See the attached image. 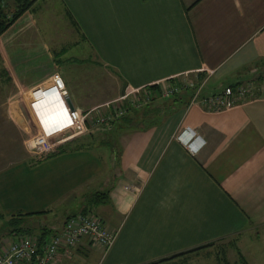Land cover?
Wrapping results in <instances>:
<instances>
[{"label": "crops", "instance_id": "crops-1", "mask_svg": "<svg viewBox=\"0 0 264 264\" xmlns=\"http://www.w3.org/2000/svg\"><path fill=\"white\" fill-rule=\"evenodd\" d=\"M56 1L66 28L78 37L74 49L89 46L98 73L112 72L118 82L109 96L89 101L64 75L80 110L121 98L125 85L126 93L157 105V93L191 79L188 89L193 84L205 97L231 84H253L258 76L263 81L255 99L220 112L185 96L175 105V96H166L170 111L152 116L157 122L147 130L119 134L117 151L95 141L101 133L70 141L46 159L27 143L17 150L0 144V243L38 239L46 229L61 232L89 196L110 188L108 203L96 212L117 233L114 245L106 251L83 241L57 264H152L227 239L248 264H264V0ZM13 109L4 110L0 123L12 129L15 114L27 137L24 110ZM94 147L109 149V166ZM35 161L49 163L36 168ZM74 198L81 207L67 213ZM59 203L66 214L47 224L43 219ZM15 216L23 231H13ZM192 254L166 264L185 263Z\"/></svg>", "mask_w": 264, "mask_h": 264}, {"label": "rangeland", "instance_id": "rangeland-1", "mask_svg": "<svg viewBox=\"0 0 264 264\" xmlns=\"http://www.w3.org/2000/svg\"><path fill=\"white\" fill-rule=\"evenodd\" d=\"M0 1L4 2L1 7L6 10L8 17H12V14L16 9L14 0ZM76 38L78 37L76 35H71V32L66 28L64 18L60 15V8L58 7L56 0H41L38 2L34 9L25 13L0 38V119L4 116V110L9 106L14 107V112L17 109L20 112L24 110V106H26L25 94L34 87H28L26 85H31L38 81H48L54 73L61 74L64 81V75L65 77H69L71 86L77 91H80V93L89 101H96L97 99L105 98V96H109L114 92L116 90L115 88H118V82L114 73L106 71L104 77L103 74L101 75L98 73L100 70L91 64V49L89 46L83 45L74 49ZM63 50H67L68 53L63 56L62 59H58V54ZM36 55L37 57L39 55L38 59L35 57ZM42 57H44V59H42ZM8 70L14 71V78L9 75L7 72ZM259 78L260 76L256 77L254 83L251 84V86H254L257 89L254 98L258 95L260 85ZM191 81L192 79L187 82H182L181 86L178 87L188 100H192L194 97L193 90L190 88L188 89L187 87L188 83ZM248 85L250 84H242V86L249 87ZM167 91H170L169 88ZM163 95L164 93L161 90L154 97L155 102H158L157 105L154 102L152 103V100L147 96L141 97L143 98L142 106L135 109L141 110L151 104V108L159 109L161 111L159 116H163L166 114L165 112H167V110L170 111L171 107V104L167 103V97ZM114 101L110 100L108 103ZM100 106L102 105L97 107ZM97 107L86 110H91ZM155 109H151L150 111ZM11 116L12 129L8 130V127H6L4 123H0V144L7 149H10L13 146L12 148L17 150L20 148L21 143H27L30 152L35 153L34 150H31V148H33L31 146V139L37 134V129L35 127L36 124L31 121V117H27L24 110V117H26L25 123L28 128V130H26L27 137H24L23 134L25 133L21 129V126L16 122V115L12 114ZM112 128V126L110 128L107 126L103 128L102 131L99 132L101 134L96 135L97 137L95 141L97 140V143L112 141L115 145V150L117 151L120 147L118 141L121 137L118 135L117 139H112ZM131 132L132 130L126 132L123 130L120 134L123 136V134ZM17 138L19 139V143H13ZM10 142L12 145L9 144ZM107 151H104V148L97 147H94L93 151L96 156L101 158L100 160L104 167L109 166L110 163ZM32 159H29V162H26L29 169L31 164H33ZM39 163L37 161L34 162L36 168L37 166H39V168L41 167L40 165H37ZM46 163L48 164L49 161L40 164L42 165ZM24 164L25 163H22L20 165L21 169ZM93 191L94 190H92V192ZM95 192L96 190L93 193ZM62 205H65V203ZM62 205L60 203L59 205H56L52 216L43 220L47 224L58 223L66 214L65 207ZM80 207V202L75 200V203L67 213L70 211H79ZM98 214H100V212ZM55 219H58V221ZM233 241L234 239H227L217 244L214 243L216 244L215 246L192 254L188 260L186 259L187 262H179L176 264H222L221 261L223 259H227L230 264H241L239 255L233 246Z\"/></svg>", "mask_w": 264, "mask_h": 264}, {"label": "built area", "instance_id": "built-area-1", "mask_svg": "<svg viewBox=\"0 0 264 264\" xmlns=\"http://www.w3.org/2000/svg\"><path fill=\"white\" fill-rule=\"evenodd\" d=\"M248 86L227 87L218 94L204 97L201 88L191 84L190 89H194L191 101L196 103L200 100L204 108L220 112L255 99L257 89L251 84ZM135 93L125 92V96L118 100L91 110L71 109L66 83L61 74L54 73L48 81L34 86L25 94L31 121L37 129V134L31 139L36 155L46 159L57 154L70 141L99 133L106 126L110 128L114 121L128 113L130 107L142 106V100L134 97ZM177 93H180L179 89L170 90L164 96ZM186 143L190 150L191 145ZM116 238L117 233L110 231L101 217L77 213L69 217L61 232L49 238L42 248L38 239L31 236L1 242L0 264H57L61 255H69L83 241L93 248L108 251Z\"/></svg>", "mask_w": 264, "mask_h": 264}, {"label": "trees", "instance_id": "trees-1", "mask_svg": "<svg viewBox=\"0 0 264 264\" xmlns=\"http://www.w3.org/2000/svg\"><path fill=\"white\" fill-rule=\"evenodd\" d=\"M40 1L41 0H14V2L16 4V9H15V12L12 14V17H8L6 10L1 7V3H0V38L25 13H27V12L31 11L32 9H34L35 5L38 2H40ZM0 54H1V44H0ZM259 81L260 82L263 81V77L262 76L259 78ZM241 85H242V83H236V84H231L229 87L236 89V88H238ZM125 89H126V85L124 87V90ZM154 89H158V88L155 87ZM181 94L182 93L174 94L175 97L173 98V104L176 105L177 103H179L181 101V98L184 97V95H181ZM151 109H154V108H151V104L149 106H147V107L142 108L141 110H137V109H135V107H130L129 110H128V113L124 117L114 121L111 124L112 127H113L112 128L113 130L111 132V134L113 135L112 139H114V140L117 139V136L123 130L124 131H126V130L134 131V130H138V129L147 130L148 128H150L151 126L156 124L157 121L155 120V118L156 117L157 118L161 117V116H159L161 111L159 109H155V110L150 111ZM165 113H167V112H165ZM152 116H154L155 118L152 117ZM102 144H104L105 146L108 145V147L110 149L115 151V145H114V143L112 141L103 142ZM109 197H110V188L107 191L98 192V193H95L92 196H89L86 199V201H85L84 209H82L79 213H82V214H94V215L98 216L96 210L99 207L106 205L108 203V201H109ZM43 214H45V213H43ZM73 215H75V214H73ZM71 216H69V217H71ZM15 217L16 218H12L11 221H10V225H12V227H14L13 231L14 232L15 231H17V232L23 231L22 230V226L24 225L22 223L23 221L19 218V216H15ZM69 217H68V219H69ZM52 233L54 235L57 234V232L54 233L53 231L46 229L41 235H39L38 241H39L40 248H42L45 245V243L47 242L48 235H53ZM233 243H234L233 246H234L235 250L237 251V253L239 255L241 264H248V262L246 261L244 256L241 254L239 249L236 247L235 240L233 241ZM215 245L216 244H214V243L213 244H209L207 246L198 248V249H196V250H194L192 252L181 254V255L172 257L170 259L161 260L159 262L152 263V264H166V263H169V262L173 261L174 259L185 257L187 255L199 252L201 250H205V249L213 247ZM221 262H222V264H230L227 259H223Z\"/></svg>", "mask_w": 264, "mask_h": 264}, {"label": "water", "instance_id": "water-1", "mask_svg": "<svg viewBox=\"0 0 264 264\" xmlns=\"http://www.w3.org/2000/svg\"><path fill=\"white\" fill-rule=\"evenodd\" d=\"M122 96H125V90L122 93ZM69 105H70L71 109H74L75 108L74 105L72 104L71 100H69Z\"/></svg>", "mask_w": 264, "mask_h": 264}, {"label": "clouds", "instance_id": "clouds-1", "mask_svg": "<svg viewBox=\"0 0 264 264\" xmlns=\"http://www.w3.org/2000/svg\"><path fill=\"white\" fill-rule=\"evenodd\" d=\"M189 144L191 145V149L190 150H192L193 152H198L197 151V149L195 150L192 146H193V142L192 143H190L189 142ZM203 146V144L201 145V147ZM200 149V147L198 148V150Z\"/></svg>", "mask_w": 264, "mask_h": 264}]
</instances>
